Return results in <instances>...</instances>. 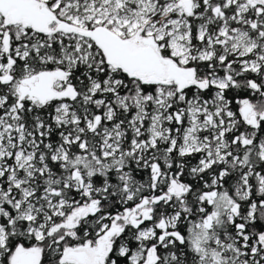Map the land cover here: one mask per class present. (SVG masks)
Masks as SVG:
<instances>
[{"label":"snow or ice","instance_id":"1","mask_svg":"<svg viewBox=\"0 0 264 264\" xmlns=\"http://www.w3.org/2000/svg\"><path fill=\"white\" fill-rule=\"evenodd\" d=\"M0 264H264V0H0Z\"/></svg>","mask_w":264,"mask_h":264}]
</instances>
